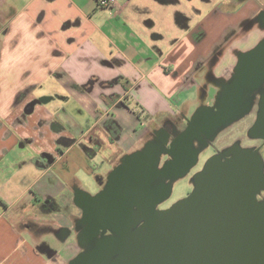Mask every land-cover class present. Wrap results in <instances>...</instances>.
Instances as JSON below:
<instances>
[{
  "label": "crops",
  "instance_id": "0c3cea01",
  "mask_svg": "<svg viewBox=\"0 0 264 264\" xmlns=\"http://www.w3.org/2000/svg\"><path fill=\"white\" fill-rule=\"evenodd\" d=\"M0 9V264H82L102 232L132 217L122 228L99 222L101 197L142 180L164 200L220 134L224 124L210 126L220 108L244 105L246 69L264 66V0H0ZM239 34L244 49L232 52ZM251 86L261 90L247 117L264 76ZM183 153L191 160L177 172Z\"/></svg>",
  "mask_w": 264,
  "mask_h": 264
},
{
  "label": "water",
  "instance_id": "95a60500",
  "mask_svg": "<svg viewBox=\"0 0 264 264\" xmlns=\"http://www.w3.org/2000/svg\"><path fill=\"white\" fill-rule=\"evenodd\" d=\"M254 132L264 138V94ZM133 185L101 197L108 214L99 222L124 224L133 199L144 195L143 182L140 189ZM262 190L263 162L255 152L211 159L191 194L167 210H146L144 222L118 243L117 256L106 264H264V203L257 198ZM120 196L123 210H111L109 199Z\"/></svg>",
  "mask_w": 264,
  "mask_h": 264
},
{
  "label": "rangeland",
  "instance_id": "374dc122",
  "mask_svg": "<svg viewBox=\"0 0 264 264\" xmlns=\"http://www.w3.org/2000/svg\"><path fill=\"white\" fill-rule=\"evenodd\" d=\"M3 17H4L3 10L0 9V29L3 26L2 25L4 20ZM249 26L244 27V31L250 29ZM242 37L243 36L239 34L237 36L238 39L232 40V42H230L232 46V52L236 48L244 49V40L242 39ZM260 39L261 38L259 36H256L253 38V41L249 43L251 45H254V43L259 41ZM232 54H233L232 58H229L230 63H233V61L237 59L235 53ZM257 68L259 71L254 72L253 70L254 68L251 64V67H248V69H246L248 71L244 72V76H243L244 86H246L244 87V91H243L244 105L242 106L237 105V103L235 105L234 102H236V100L231 99L229 101L230 102L229 105L225 104L227 103V101L221 102L222 104H225L223 108L216 106V108H220V113L221 114L225 113L226 116H229L228 117L229 119L225 118L226 120L227 119L228 120L223 126H221L219 135L208 138L209 146H207L206 150H204L199 155L200 157L199 164L184 171L182 174H180L179 178H177L176 180H171L169 182V185L167 187V194H166L167 196L165 200L158 205L159 210H167L170 207H172L174 204L187 198L191 194V192L194 190L197 184V178H198L197 175L204 169L207 161L211 159V157H217V156L228 157L231 153L230 150L232 147H239L243 150L246 148H248L249 150L253 149V146H251L252 145L251 132L249 133L247 132L249 126L252 124V115H249L247 119L244 118H241L240 120H234V119L238 117L239 114L242 113L241 110H244L245 112V110H247V107L251 108V105L247 106L245 102L251 101L254 95H256L254 93H256L257 91L259 92L261 90L260 88L256 89L255 87L251 86L252 84L257 85L258 82L260 83V79L262 78V76H264V66H257ZM239 108H241L240 110L241 112L239 111ZM217 123L214 122L213 128L215 132L217 131L215 129L218 127ZM219 123H223V122L220 121ZM257 198L260 203H264V191L261 192ZM140 223L141 221L134 223V222H130L129 220L127 225L119 231L112 233L102 232L100 236L101 238H103V240L99 241V243L96 246L94 245L92 247H89V249L84 250V252L87 251L88 254L86 255L87 256L85 258L86 260L84 259L82 260V264H86V262H88L93 256H97V258H99L98 264H106L110 262L118 254V250L113 249L114 248V245L112 244L113 241L127 237ZM106 236H110V237H108L107 239Z\"/></svg>",
  "mask_w": 264,
  "mask_h": 264
},
{
  "label": "flooded vegetation",
  "instance_id": "af4514ba",
  "mask_svg": "<svg viewBox=\"0 0 264 264\" xmlns=\"http://www.w3.org/2000/svg\"><path fill=\"white\" fill-rule=\"evenodd\" d=\"M263 94H264V92L261 94V96L259 98L258 110L254 114V116H252V124L249 126L248 131H247L248 133L251 132V135H252V140H251L252 145L251 146H253V149L249 150L248 148H246V149H244V151L255 152L260 157V159L262 160L263 168H264V138H262L260 135H258L257 133L254 132V127H255V124L257 122L259 112H260V105H261V99H262ZM247 110H248V107H247ZM247 110H245V112H244V119H247V116H246ZM227 114H229V113H227ZM216 115H215V119L211 122L210 126L212 124H214V122L217 123V121H218V123H217L218 125L225 124L227 122V120L229 119L228 118L229 116H226L225 113H223V114L218 113V115L217 116ZM225 118H228V119L226 120ZM220 121L223 123H219ZM238 150H243V149H241L239 147H232L230 150L231 153L228 157L217 156V157H211V159L216 158L219 161H225V160L229 159L230 157H232L233 154L235 152H237ZM211 159H209L207 161V163ZM190 160H191V155H189L188 153L180 154L176 163L173 165V169H175V171H177V172L182 171L184 169H187ZM207 163H206V165H207ZM206 165H205L204 169L198 174V177L202 173L205 172ZM141 182H143V181L139 180V181L134 182L135 184L133 185V187H135L136 189L137 188L140 189ZM263 191L264 190H262L261 192H263ZM143 193H144L143 196L138 195L136 197L137 199H133V201L130 204V209H129V211L132 212V217H130V222L136 223L138 221L139 222L141 221V223L138 226H140L144 222V214L146 213V210L152 209V210L161 211V210H159L158 205L165 200V199L164 200L160 199V197L162 196L160 194H147L145 191V186H144ZM109 204L112 207L111 210H113V211L121 212L123 210L124 204H123V199L121 196L119 197V200H115V198H113V200H111V202H110V199H109ZM119 228H122V226H120ZM121 240L122 239L116 240L112 243L114 245L113 249H115V250L119 249L117 246ZM98 259L99 258H97V256H93L88 262H86V264H98V262H99Z\"/></svg>",
  "mask_w": 264,
  "mask_h": 264
},
{
  "label": "built area",
  "instance_id": "2783aa9c",
  "mask_svg": "<svg viewBox=\"0 0 264 264\" xmlns=\"http://www.w3.org/2000/svg\"><path fill=\"white\" fill-rule=\"evenodd\" d=\"M116 0H97L98 8H105L115 3Z\"/></svg>",
  "mask_w": 264,
  "mask_h": 264
}]
</instances>
